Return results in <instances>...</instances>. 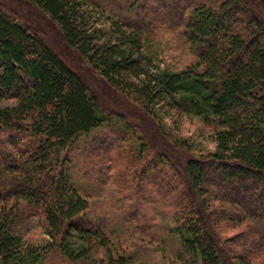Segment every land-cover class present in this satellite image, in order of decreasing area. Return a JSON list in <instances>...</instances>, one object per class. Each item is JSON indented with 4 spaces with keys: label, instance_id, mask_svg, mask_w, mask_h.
I'll use <instances>...</instances> for the list:
<instances>
[{
    "label": "trees",
    "instance_id": "16d2710c",
    "mask_svg": "<svg viewBox=\"0 0 264 264\" xmlns=\"http://www.w3.org/2000/svg\"><path fill=\"white\" fill-rule=\"evenodd\" d=\"M15 1L36 11L137 110L155 119L146 108L162 100L205 126L216 148L193 153L158 121L157 132L170 141L160 142L158 154L178 175V190L164 191L175 195L176 264H264V0L190 3L182 39L193 59L139 85L130 78L143 73V23L98 0ZM98 7L106 27L89 23ZM17 10L0 3V100L12 102L0 107V264H132L112 253L70 173L71 152L106 120L104 109L45 41L40 23ZM107 34L114 43L101 41ZM28 217L40 219L50 235L41 253L14 233Z\"/></svg>",
    "mask_w": 264,
    "mask_h": 264
},
{
    "label": "rangeland",
    "instance_id": "374dc122",
    "mask_svg": "<svg viewBox=\"0 0 264 264\" xmlns=\"http://www.w3.org/2000/svg\"><path fill=\"white\" fill-rule=\"evenodd\" d=\"M200 1L203 0H157L154 3L152 0H98L113 7L117 14L146 27L147 45L140 51L143 73L131 77V82L139 85L153 74L181 70L193 59L182 39L183 19L191 9L190 3ZM0 3L40 23L43 30L40 34L45 41L80 75L104 109L106 120L82 138L71 152L73 167L70 173L80 193L88 200L91 221L110 237L112 253L126 255L132 264H176L179 245L172 232L176 226L175 195L172 192V195L164 194V191L168 185L178 190V183L177 186L174 183L178 175L171 163L164 160V155H159L162 152L160 142L170 141L157 132V127L158 121H162L172 138L181 139L193 153L213 151L216 144L206 138V128L199 117L179 114L165 106L162 100H154L146 108L155 119L137 110L121 92L96 76L81 57L68 50L59 33L44 20L42 22L36 11L28 9L23 1L19 8L15 0H0ZM93 9H96L95 14L89 23L106 27L107 20L100 8ZM112 36L107 34L101 41L114 43ZM7 106H12V102L1 99L0 107ZM145 136L150 140L148 144L143 139ZM139 137L152 149L148 156L142 151L144 142ZM169 152L174 158L179 154L172 148ZM14 233L22 239L24 247L31 246L35 253L43 252L51 241L44 223L36 217L20 222Z\"/></svg>",
    "mask_w": 264,
    "mask_h": 264
}]
</instances>
